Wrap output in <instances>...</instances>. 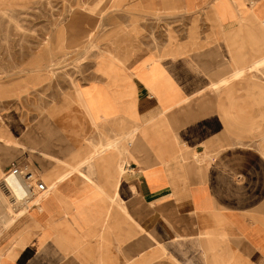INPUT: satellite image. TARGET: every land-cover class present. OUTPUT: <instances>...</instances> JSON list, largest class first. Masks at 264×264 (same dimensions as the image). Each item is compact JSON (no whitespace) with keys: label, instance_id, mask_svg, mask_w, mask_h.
<instances>
[{"label":"crops","instance_id":"crops-1","mask_svg":"<svg viewBox=\"0 0 264 264\" xmlns=\"http://www.w3.org/2000/svg\"><path fill=\"white\" fill-rule=\"evenodd\" d=\"M136 1L129 4L151 9V0ZM181 7L205 27L179 41L171 24L170 43L104 50L76 90L93 123L107 133L122 123L117 132L131 133L124 151L104 141L83 158L82 139L62 126L77 130L49 115L59 138L35 147L49 174L39 193L48 196L47 236L40 243L32 235L0 264H264V108L240 103L245 75L264 59V0ZM179 16L138 21L155 20L161 32L158 20ZM4 185L21 201L19 177ZM36 198L29 204L39 206Z\"/></svg>","mask_w":264,"mask_h":264},{"label":"rangeland","instance_id":"rangeland-1","mask_svg":"<svg viewBox=\"0 0 264 264\" xmlns=\"http://www.w3.org/2000/svg\"><path fill=\"white\" fill-rule=\"evenodd\" d=\"M133 1L0 0V190L10 203V208H0V256L26 247L34 234L38 233L35 242L40 243L47 236L44 210L28 203L30 210L20 215L25 204L14 201L3 187L11 161L28 165L41 181L50 183L42 167L43 157L37 152L58 140L56 130L64 129L65 134L82 139L86 146L83 158L93 151L99 154L104 141L114 143L113 150L120 145L123 151L131 141V133L126 138L117 132L118 127L122 131V123L115 122L116 131L107 133L87 118L77 96L78 87L92 74L96 57L104 50H121L134 43L140 47L170 43L171 24L178 26L179 37L173 39L179 41L186 37L187 29L205 27L202 21L182 15L181 0H162L157 5L151 0V9L130 5ZM161 13L164 18L180 16L172 22L158 20L161 32L159 27L155 29V20L138 21ZM131 23L136 30L131 31ZM144 25L152 26L149 30ZM245 78L249 79L242 81V108H264V100L258 99L262 98L259 87H264V66ZM233 104L228 101L227 107L234 108ZM52 112L77 132L66 125L56 129L49 117Z\"/></svg>","mask_w":264,"mask_h":264},{"label":"built area","instance_id":"built-area-1","mask_svg":"<svg viewBox=\"0 0 264 264\" xmlns=\"http://www.w3.org/2000/svg\"><path fill=\"white\" fill-rule=\"evenodd\" d=\"M10 177H19L22 180V184L27 193H25V197L43 193L48 190L45 183L36 176V173L28 165L21 166L20 163L12 162L3 181L7 182V179Z\"/></svg>","mask_w":264,"mask_h":264},{"label":"bare ground","instance_id":"bare-ground-1","mask_svg":"<svg viewBox=\"0 0 264 264\" xmlns=\"http://www.w3.org/2000/svg\"><path fill=\"white\" fill-rule=\"evenodd\" d=\"M262 65H264V59H261L258 63H256L253 67H251V68H249V71L251 72V71H254V69H257L259 66H262ZM246 73H245V71H242L240 74H238V75H245ZM228 81V79H225L224 81H222V83L221 84H225L226 82ZM219 86H216L215 88H218ZM81 166H79L78 167V169L80 168ZM62 179L63 178H65V176L64 177H61ZM20 179V178H19ZM17 180H18V178H17ZM8 183L11 185V188L13 189V190H16V181H14V180H8ZM56 186H57V183H54L53 185H52V187L55 189L56 188ZM3 187H5V185H4V182H3ZM22 187V186H21ZM1 188V187H0ZM6 189V188H5ZM7 190V189H6ZM8 191V190H7ZM10 194H11V196L13 197V200L14 201H16V202H21L20 204H25V207H24V209L23 210H21V212H20V215L21 214H26L29 210H30V207L27 205L28 203H31L32 202V200H33V198L35 197H38V198H36L35 199V201L33 202V203H39L40 202V205L38 206V207H41L42 208V202L48 197L47 195H46V193H44V194H38L37 196H35V195H33V196H27V197H25V193H26V191H23V194L21 195V201L16 197V195L11 191V189H10V191H8ZM27 194V193H26ZM41 195V196H40ZM2 206L3 207H6V208H10V203H9V201L4 197V195H3V193L1 192V190H0V208H2ZM2 222V221H1ZM4 225V224H3ZM6 226V225H5Z\"/></svg>","mask_w":264,"mask_h":264}]
</instances>
